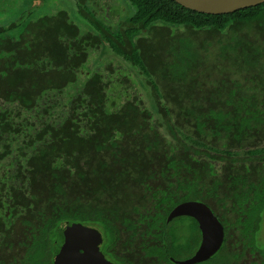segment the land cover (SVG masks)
Masks as SVG:
<instances>
[{"label":"trees","instance_id":"obj_1","mask_svg":"<svg viewBox=\"0 0 264 264\" xmlns=\"http://www.w3.org/2000/svg\"><path fill=\"white\" fill-rule=\"evenodd\" d=\"M97 3L79 0L93 28L67 10L0 27V264H55L71 223L115 264H178L203 239L196 218L168 220L188 201L225 232L195 264H264V3L130 0L117 33ZM106 46L128 69L94 59Z\"/></svg>","mask_w":264,"mask_h":264},{"label":"water","instance_id":"obj_2","mask_svg":"<svg viewBox=\"0 0 264 264\" xmlns=\"http://www.w3.org/2000/svg\"><path fill=\"white\" fill-rule=\"evenodd\" d=\"M180 5L206 14L220 15L236 12L264 3V0H175ZM179 216H190L200 222L203 239L196 254L187 259H176L178 264H195L211 258L221 248L225 232L222 223L210 207L199 201L179 204L170 213L168 220ZM101 232L81 223H71L65 228V237L55 264H115L101 250Z\"/></svg>","mask_w":264,"mask_h":264},{"label":"rangeland","instance_id":"obj_3","mask_svg":"<svg viewBox=\"0 0 264 264\" xmlns=\"http://www.w3.org/2000/svg\"><path fill=\"white\" fill-rule=\"evenodd\" d=\"M89 8L115 33L119 31L121 22L135 11L130 0H99L97 4L92 6L89 4ZM30 10H33L30 18L56 13L59 10H67L71 19H74L73 21H76L82 28H93L89 21L80 13L79 0H13L12 9L9 12L0 13V27L18 20L25 12ZM94 54H96L94 59L99 60L100 63L104 62L107 64V62L114 60L119 62L120 67L128 69L127 67L130 66L127 61L116 56L110 47L106 46L105 49H101ZM94 64H92L93 67L99 63L95 61ZM119 66H115V68ZM118 89L121 90V88Z\"/></svg>","mask_w":264,"mask_h":264}]
</instances>
